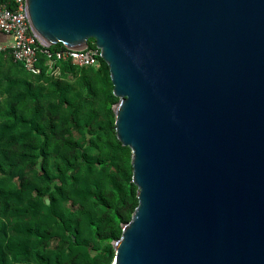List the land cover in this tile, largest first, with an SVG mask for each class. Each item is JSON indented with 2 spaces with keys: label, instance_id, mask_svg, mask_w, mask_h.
<instances>
[{
  "label": "water",
  "instance_id": "1",
  "mask_svg": "<svg viewBox=\"0 0 264 264\" xmlns=\"http://www.w3.org/2000/svg\"><path fill=\"white\" fill-rule=\"evenodd\" d=\"M26 1L109 67L139 200L112 264H264V0Z\"/></svg>",
  "mask_w": 264,
  "mask_h": 264
},
{
  "label": "trees",
  "instance_id": "2",
  "mask_svg": "<svg viewBox=\"0 0 264 264\" xmlns=\"http://www.w3.org/2000/svg\"><path fill=\"white\" fill-rule=\"evenodd\" d=\"M100 59L97 68L64 60L57 75L47 67L33 74L9 50L0 53V91L10 96L0 106V264L72 256L112 264L113 241L139 200L132 150L117 137L118 97ZM67 75L75 82L61 79Z\"/></svg>",
  "mask_w": 264,
  "mask_h": 264
},
{
  "label": "built area",
  "instance_id": "3",
  "mask_svg": "<svg viewBox=\"0 0 264 264\" xmlns=\"http://www.w3.org/2000/svg\"><path fill=\"white\" fill-rule=\"evenodd\" d=\"M0 32L12 36L10 45H0V53L9 50L15 61L23 63L33 74H40L43 67L53 75L60 73L58 63L70 60L80 66L99 67L102 54L95 40L83 49L65 46L52 49L43 43L32 27L26 0H8L0 4Z\"/></svg>",
  "mask_w": 264,
  "mask_h": 264
},
{
  "label": "rangeland",
  "instance_id": "4",
  "mask_svg": "<svg viewBox=\"0 0 264 264\" xmlns=\"http://www.w3.org/2000/svg\"><path fill=\"white\" fill-rule=\"evenodd\" d=\"M2 70H6V66H3ZM61 79L65 80V81L68 80V81H71V82H75V80H76L75 77H73L71 75L64 76ZM9 100H10V96L7 93H5V91L1 90L0 91V106H4L6 104V102L9 101ZM92 253L95 254V251L92 250ZM69 259L78 262V264H86V263H83L82 260H80V258L78 256H72ZM69 259H63L60 264H70V263H68ZM31 260H33V259H31Z\"/></svg>",
  "mask_w": 264,
  "mask_h": 264
},
{
  "label": "crops",
  "instance_id": "5",
  "mask_svg": "<svg viewBox=\"0 0 264 264\" xmlns=\"http://www.w3.org/2000/svg\"><path fill=\"white\" fill-rule=\"evenodd\" d=\"M13 41L11 35L0 32V45H10Z\"/></svg>",
  "mask_w": 264,
  "mask_h": 264
}]
</instances>
